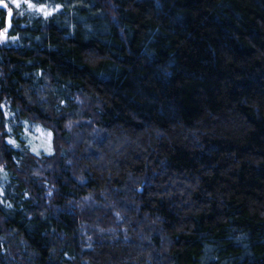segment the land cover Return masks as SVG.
Returning <instances> with one entry per match:
<instances>
[{
    "label": "trees",
    "instance_id": "trees-1",
    "mask_svg": "<svg viewBox=\"0 0 264 264\" xmlns=\"http://www.w3.org/2000/svg\"><path fill=\"white\" fill-rule=\"evenodd\" d=\"M30 2L46 3L50 14L42 17L33 10V14L14 17L6 42L0 43V200L4 201L0 203V264H109V260L111 264L121 260L123 264H237L235 257L245 243L254 245L258 256L264 253V118H257L252 104L238 105L246 97L264 92V0H175L184 26L173 29L164 20L158 24L125 20L135 25L131 33L125 29L127 45L122 43L118 25L107 16L100 19L105 0ZM221 2L229 7H217ZM57 5L61 7L53 11ZM4 15L0 9V31L6 27ZM143 29L154 33L152 44L159 42L162 55L181 65L177 99L189 121L204 104L237 105L246 126L210 138L203 147L175 144L171 159L156 173L146 174L138 190L142 211L134 212L132 204L121 201L120 207L127 214L113 222L115 211L81 212L79 204L68 203L70 199L79 201V195L68 183H74L75 178L66 168L62 172L42 169L43 177L28 176L26 170L35 162L25 159V149L36 160L56 155V133L43 124L47 112L41 106L55 107L75 118L85 103L82 91L105 97L108 116L104 112L98 115L101 126L109 127L111 117L120 111L123 96L109 99L105 89L114 88L117 77L122 90L131 95L132 89L128 75L121 76L105 66L121 65L126 73L124 66L135 59L128 50H140ZM93 72L110 79L93 83ZM81 124L87 126L89 120L73 127ZM38 128L52 133L50 152L33 151L36 143L45 145L43 139L36 142L34 130ZM35 167L40 169L41 165ZM143 167L137 154L127 162L117 161L115 171L119 174L107 178L119 191L131 184ZM165 169L180 182H193L190 175L199 178L192 194L197 207L191 213L177 215L167 203L163 193L174 191V187H157ZM100 183L92 179L88 187H99ZM9 203L12 206L6 207ZM144 213L153 219L165 216L166 222L159 226L163 232L152 231L142 240L136 233L143 224L129 217L136 216L142 222ZM148 232L145 227L144 233ZM241 232L247 237L243 242L232 239ZM153 245L159 251H154Z\"/></svg>",
    "mask_w": 264,
    "mask_h": 264
},
{
    "label": "clouds",
    "instance_id": "clouds-1",
    "mask_svg": "<svg viewBox=\"0 0 264 264\" xmlns=\"http://www.w3.org/2000/svg\"><path fill=\"white\" fill-rule=\"evenodd\" d=\"M103 7L104 11L100 13V19L103 20L107 16L108 20L119 26L123 37L122 43L125 45L129 42L125 29L131 33L135 27L133 24L124 23L125 20H149L157 24L164 20L173 29L182 27L185 23L183 13L176 11L175 0H119V3L115 0H105ZM217 7L223 9L229 5L221 2ZM159 26L163 27V25ZM142 32L144 39L139 42L140 50L133 48L128 50L129 56L134 55L135 59L130 65L124 66L126 73L122 71L121 65L105 66L119 72L121 76L128 75L132 89L131 95L126 90H122V81L119 77L115 80L114 88L105 89V96L109 99L114 100L116 95L123 96L119 106L120 111L111 117L109 127L101 126L103 121L98 115V112H104L105 116H108L105 110L109 108V105L105 97L94 92L82 91L80 95L84 97L85 103L79 111H76L75 118L57 111L55 107L44 109L41 106V110L47 112V118L42 120L43 124L56 133V155L51 159L43 157L42 160H36L34 156H29L28 150L25 149V159L35 162L30 169L26 170L28 176L43 177L42 169L62 172L66 168L75 178V182L68 180L67 176L65 179L79 195V201L70 199L68 203L79 204L81 212L92 211L103 214L109 210L115 211L116 215L112 217L113 222L127 214L125 209L120 207L121 201L132 204L134 212L142 211L139 207L142 201L139 199L138 190L143 186L146 174L156 173L166 160L171 159L172 147L175 144L187 142L203 147L206 140L210 142V138H215L225 131L240 130L246 126V120L241 115L242 109L237 105L229 107L213 103L204 104L189 121L177 99L176 80L182 71L181 65L178 62H170L169 58L159 52L158 41L152 44L151 38L154 33L151 29H143ZM120 59L127 60L128 57L121 56ZM91 76L93 83H107L110 79L109 76L100 72H93ZM109 92L114 95L109 96ZM36 103H39V98ZM242 104H252L257 118H264V92L238 102V105ZM85 119L89 120L87 126L81 124L78 128L73 127ZM132 121L139 122L133 124ZM66 129L67 132H65ZM137 154L143 162V170L135 175L131 184L126 183L122 190H114L107 177L114 173L119 174L115 171L116 162L119 160L127 162ZM149 157L152 159L149 160ZM36 164H40L41 168L36 169ZM129 175L133 174L129 172ZM165 175L167 179H164ZM92 179H99L100 186L94 185L89 188L88 184ZM190 179L193 182H180L174 179L172 174H168L167 169L160 174L157 187L170 185L175 189L165 191L163 196L177 215L191 213L197 207L192 194L197 190L199 178L190 175ZM85 189L86 193L81 195L80 193ZM95 196H99L100 199H95ZM90 200L91 205L85 209L84 205ZM186 203L189 205L187 209L183 207ZM96 205L100 207L97 209ZM129 220H136L138 224H143L136 233L143 240L148 239L152 231L163 232V228L159 226L166 222V217L155 215L153 219L152 216L144 213L142 222L136 216H130ZM145 227L149 229L147 234L144 233ZM100 231L103 232L105 229L101 228ZM246 238L243 232L232 237L237 242H243ZM88 239L91 241L92 237ZM88 246L90 247L91 244L89 243ZM151 247L154 251H159L154 245ZM253 247L254 245L245 243L243 248L239 249V254L235 257L237 264H264V253L258 256L253 251ZM205 248L208 249L209 245L206 244ZM148 259H151V255H148ZM17 264H23V261H18ZM109 264H111L110 260ZM118 264H123V261H119Z\"/></svg>",
    "mask_w": 264,
    "mask_h": 264
},
{
    "label": "rangeland",
    "instance_id": "rangeland-1",
    "mask_svg": "<svg viewBox=\"0 0 264 264\" xmlns=\"http://www.w3.org/2000/svg\"><path fill=\"white\" fill-rule=\"evenodd\" d=\"M2 1L6 2L12 11L11 20L14 17L22 16V14H24V13L33 14V10L37 11L38 13L41 12V11H39L40 5H36L35 9L29 8L28 5L26 3H24V0H19V4H20L19 7H17L16 4L13 3V0H2ZM44 5L46 6L47 11L50 13L51 12L50 6L46 5V3ZM41 15H42V17H45L43 12H41ZM4 16H6V14ZM11 20H10V24H11ZM3 30H4V28L0 32H2ZM4 42H6V39L0 40V43H4ZM38 129L34 130L35 139H36V137H38V140H36V142L39 141L40 139H43L45 142V145L44 146L40 145L41 143H43V142H40L39 146H37L38 144L36 143L35 145H33V147H35L36 151L43 150V151L49 152L48 149H50V146H49L50 137H48L47 133H44L41 129H39V130Z\"/></svg>",
    "mask_w": 264,
    "mask_h": 264
},
{
    "label": "snow or ice",
    "instance_id": "snow-or-ice-1",
    "mask_svg": "<svg viewBox=\"0 0 264 264\" xmlns=\"http://www.w3.org/2000/svg\"><path fill=\"white\" fill-rule=\"evenodd\" d=\"M0 3H2V0H0ZM13 3L16 4L17 7L20 6L19 4V0H13ZM24 3H26L28 5L29 8H35L36 5L32 4L30 2V0H24ZM3 7L7 8V4H3ZM61 6L60 5H57L56 6V9H53V11L59 9ZM39 11L43 12V14L45 15V17H47L50 13L47 11L46 9V6L45 5H40L39 7ZM9 15H11V9H9ZM8 31V28H5L2 32H0V40H3V39H7V37L4 35V33H6ZM13 40L16 39V37H12ZM39 130V129H38ZM48 137H51L52 133L49 131L47 133ZM10 143H15V141L13 140H10ZM33 151H36V149H33ZM48 151L50 152L51 149H48ZM0 169H2V166H0ZM0 203H4L3 200H0ZM6 207H11L12 205L9 203L7 205H5Z\"/></svg>",
    "mask_w": 264,
    "mask_h": 264
},
{
    "label": "water",
    "instance_id": "water-1",
    "mask_svg": "<svg viewBox=\"0 0 264 264\" xmlns=\"http://www.w3.org/2000/svg\"><path fill=\"white\" fill-rule=\"evenodd\" d=\"M3 4H7L6 2L2 1V3H0V9L5 10L6 16H5V24L6 27L8 28L10 26V20H11V16H12V11H11V15H9V6L7 8L3 7Z\"/></svg>",
    "mask_w": 264,
    "mask_h": 264
},
{
    "label": "flooded vegetation",
    "instance_id": "flooded-vegetation-1",
    "mask_svg": "<svg viewBox=\"0 0 264 264\" xmlns=\"http://www.w3.org/2000/svg\"><path fill=\"white\" fill-rule=\"evenodd\" d=\"M2 10H3V9H2ZM3 12L5 13V10H3ZM5 14H6V13H5ZM5 25H6V24H5ZM5 28H7V27H5ZM5 28H4V29H5ZM4 35H5V33H4ZM5 36H6V35H5Z\"/></svg>",
    "mask_w": 264,
    "mask_h": 264
}]
</instances>
